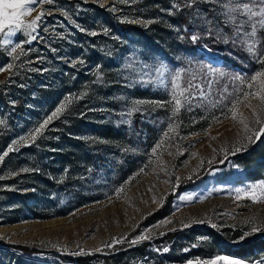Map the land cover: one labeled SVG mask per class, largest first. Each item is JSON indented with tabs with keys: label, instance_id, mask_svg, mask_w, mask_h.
I'll list each match as a JSON object with an SVG mask.
<instances>
[{
	"label": "rangeland",
	"instance_id": "1",
	"mask_svg": "<svg viewBox=\"0 0 264 264\" xmlns=\"http://www.w3.org/2000/svg\"><path fill=\"white\" fill-rule=\"evenodd\" d=\"M189 1L201 35L227 33L230 15L235 34L238 27L241 36L252 30L254 21L241 26L244 16L227 12L236 0H213L207 8L204 0ZM176 4L52 0L25 17L45 12L35 40L20 32L13 40L22 48L14 56L0 48V68L12 65L0 71V264H207L217 257L264 264V250L245 260L225 247L255 239L264 247V202L252 199L259 190H249L264 177L253 179L239 157L264 141V123L253 116L256 108L264 120V105L244 95L255 86L245 84L236 95L227 80L213 95L218 70L180 55L177 65H167L122 26L179 33L170 17ZM44 27L51 33L43 34ZM161 66L183 70L182 86H202L205 98L193 88L196 98L173 115L171 77L165 74L167 87L158 83ZM61 104L64 110L36 133ZM135 113L157 124L143 148L127 137ZM124 157L134 169L122 177ZM245 232L250 235L241 240ZM143 236L148 239L131 243ZM181 257L186 261H173Z\"/></svg>",
	"mask_w": 264,
	"mask_h": 264
},
{
	"label": "trees",
	"instance_id": "2",
	"mask_svg": "<svg viewBox=\"0 0 264 264\" xmlns=\"http://www.w3.org/2000/svg\"><path fill=\"white\" fill-rule=\"evenodd\" d=\"M204 1L206 2H201V5L205 8H207L208 5L213 4V0ZM177 4L176 6L171 7L173 13L170 17L172 22L178 28L181 27L179 30L182 31L179 33H173L170 30H166L165 32H156L154 35H149L143 29L131 26L130 23H124L122 26L124 28L134 29L136 34L148 47L147 50L150 54L154 55L161 62L166 63L167 65H177V60H175V58L180 55L185 63L196 61L198 67H202L203 64H207L208 66H212L218 70V74L224 73L223 76L218 75L216 77L212 88L213 95L216 94L217 88L223 87V84L227 80H230V83L232 84V92L239 95L244 85H241L238 80L234 81L233 77L243 76L246 79L250 78L257 70H259L260 64L257 63L246 51V45L245 43H242V41H246L247 38L235 34L233 28L236 21L229 19V22L225 26L227 33L221 32L218 36L214 34L201 35L198 31H196L193 24L195 18L190 13V7L192 6L190 1L177 0ZM243 19L245 20L246 17H243ZM246 24L247 23L242 26H245ZM194 29L195 33H191ZM193 35H196L199 38L193 41L191 39ZM256 36H258L255 37L256 40L261 41V43L257 44V49L261 50L262 55L264 49V34L260 28L257 31ZM216 57H220L221 62L213 63L210 58L215 59ZM207 75L209 79L214 77L212 74ZM148 106V108H150L152 104H149ZM156 127V122H153L149 116L142 117L138 113L133 114L131 117L132 132H130L127 136L129 143L141 146L140 148L145 147L148 138H153ZM144 130L146 131L145 133ZM196 130H198L197 126L192 128V131ZM118 131L119 133H122V129L119 127ZM239 157L242 159L243 165L250 169L249 174L253 179L264 177V141H262L260 145L255 144L250 148V150L241 153ZM119 163L118 167L121 169L119 170V173H121L122 177H125L134 169V164L127 161L125 157ZM121 171L124 172L122 173ZM111 181L112 183H117L118 178H111ZM164 216L165 214H162L159 218H163ZM260 242H262L261 239H255L252 241H246L238 246L226 244L225 247L230 255L249 260L252 258L255 259L262 254L264 247L261 246ZM195 254L199 255L200 253L196 252ZM211 254L212 252L208 253L207 256ZM173 261L185 262L186 257L176 258Z\"/></svg>",
	"mask_w": 264,
	"mask_h": 264
},
{
	"label": "snow or ice",
	"instance_id": "3",
	"mask_svg": "<svg viewBox=\"0 0 264 264\" xmlns=\"http://www.w3.org/2000/svg\"><path fill=\"white\" fill-rule=\"evenodd\" d=\"M51 2L52 0H0V48H4L5 50H8L10 48L8 54L10 56H14L17 53V49L22 48L21 43H16L13 40V37H16L17 34L20 32L26 33L31 37L32 40H35L36 36L32 35V33L35 32L36 28L38 27V22L45 15V12L42 10L39 11V13L31 20H26L25 17L30 16L39 5ZM192 2L194 3L195 0H192ZM225 8L227 9L228 13H239L240 15L246 17L245 20L241 21V26L250 21H254L252 23L251 32L244 33V36L248 39L246 41H242V43H245L246 51L249 53V55L261 65V70L257 71L254 75H252L250 80H246V78L243 76H235L233 77V80H238L241 85L246 84L249 90H251L253 86H255V92H245L244 95L248 96L251 94L253 96H257L261 104L264 105V55H261V50L257 49V44L261 43V41L253 39L257 35V27L264 30V0H248V2L246 3H240L239 0H236V2L232 4L231 7L225 5ZM229 19L235 21L234 16L230 15ZM240 31L241 28L238 27L236 29V34L239 35ZM92 35H96V33H92ZM198 38L199 37L196 35H193L191 37L193 41L197 40ZM11 68L12 65L9 64L7 69L0 68V71L10 70ZM213 71L214 70L211 69L209 70L210 73H212ZM157 72L159 73L158 83L163 84L165 87H167V84L164 79L165 74L167 73V75L171 77L170 82L172 85V92L171 99L168 103L173 105V115H176L179 112L180 108L183 106L184 103L188 102L189 98H196L191 91L193 88L199 89V96L201 99L205 98V93L202 86L194 85L191 81L188 82L186 88L182 86L181 80L183 76V70H177L173 74L168 69L161 66L157 69ZM219 75L223 76L224 73H219ZM208 87H211V82H209ZM134 103L136 105L144 103H155L157 107H164V104L159 102H148L138 100ZM65 106V104H61V106L58 107L51 114V116H49L48 119L40 125L39 128L35 129V132L40 133L41 130L45 127V125H47L53 118L57 117L64 110ZM233 108H235V103L233 104ZM260 112L264 113V108H261ZM130 114L131 113H129V115ZM253 116L255 117V122L257 124L264 123V120H262L261 116L257 113L256 108H253ZM241 123H245L244 120H241ZM171 127L172 126L170 125L169 128L171 129ZM247 127L248 125L245 123V128ZM261 131H264V128H262ZM165 136H167V133H165ZM32 139L35 140L36 136L33 135ZM158 146L159 145H157V147ZM12 150V148L9 149V151ZM153 151H155V149H153ZM4 155H7V153H5ZM0 159H2V157H0ZM249 190L253 193L259 190V197L257 198L256 196H253L252 199L257 202H264V181L259 182L256 185L249 186ZM243 191L244 189L236 190L237 193ZM180 199H191V197H181ZM259 230L261 229L256 227L252 228L253 232ZM248 235H250V233L245 232L244 235L240 237V239L243 240ZM141 239H148V237H137L136 239L132 240L131 243L135 244ZM164 250L167 251V249ZM217 261H223V264H239L238 261L229 259L228 257H217L215 260L207 262V264H217ZM189 264H192V262L190 261ZM196 264H202V262L197 261Z\"/></svg>",
	"mask_w": 264,
	"mask_h": 264
},
{
	"label": "built area",
	"instance_id": "4",
	"mask_svg": "<svg viewBox=\"0 0 264 264\" xmlns=\"http://www.w3.org/2000/svg\"><path fill=\"white\" fill-rule=\"evenodd\" d=\"M42 33L45 35L50 34L51 33V27H44ZM0 67H1V65H0Z\"/></svg>",
	"mask_w": 264,
	"mask_h": 264
},
{
	"label": "bare ground",
	"instance_id": "5",
	"mask_svg": "<svg viewBox=\"0 0 264 264\" xmlns=\"http://www.w3.org/2000/svg\"><path fill=\"white\" fill-rule=\"evenodd\" d=\"M58 221H59V220H58ZM55 222H57V221H54V220H53V221H49L48 223H50V224H51V223H55Z\"/></svg>",
	"mask_w": 264,
	"mask_h": 264
}]
</instances>
